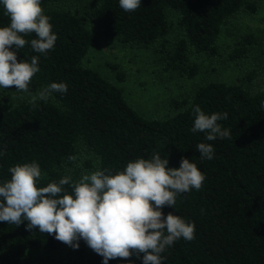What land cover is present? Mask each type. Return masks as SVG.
<instances>
[{"label":"trees","instance_id":"1","mask_svg":"<svg viewBox=\"0 0 264 264\" xmlns=\"http://www.w3.org/2000/svg\"><path fill=\"white\" fill-rule=\"evenodd\" d=\"M41 7L57 35L55 46L36 53L30 46L35 35L30 34L17 59L38 57L40 71L29 85L33 95L51 83L66 84L67 92L33 103L28 93L1 88V101L9 102L3 94L11 90L19 98L0 110V183L10 179L9 168L17 164L36 162L42 173L37 184L43 187L65 176L74 183L96 170L114 174L129 161L156 153L168 158L170 168H178L185 157L205 180L199 190L177 195L174 207L162 211L165 217L172 213L194 223V239L175 241L161 254L162 264H264V85L250 89L255 72L235 82L208 81L187 97L171 99L169 115L156 119L141 115L121 87L83 65L96 43L89 17L103 35L124 44L158 43L163 69L192 77L199 65L189 52L216 57L223 26L239 12L255 13L258 0H141L135 12H125L119 0H97L88 17L60 0H41ZM170 14H176L182 35L168 47ZM9 23L0 4V27ZM254 41L252 34L241 36L229 57H245ZM109 68L118 81L125 79L118 64ZM195 106L209 115L227 113L218 123L230 129V138L207 141L205 133H193ZM202 142L213 146L212 160L201 159L196 145ZM65 188L71 193L70 185ZM27 223L0 222V264H21L33 249L53 252L68 246L54 235L28 230ZM74 252L72 264H103V257L86 243ZM142 255L108 264H142Z\"/></svg>","mask_w":264,"mask_h":264},{"label":"clouds","instance_id":"2","mask_svg":"<svg viewBox=\"0 0 264 264\" xmlns=\"http://www.w3.org/2000/svg\"><path fill=\"white\" fill-rule=\"evenodd\" d=\"M10 18L8 26L0 27V88H15L28 93L31 102L48 100L53 93H66L64 83H51L37 94L30 92L32 78L40 69L38 57L18 61L17 50L29 43L24 37L34 34L30 46L36 53L53 49L57 35L52 31L50 17L44 14L41 0H0ZM125 12H135L141 0H119ZM15 48L16 51L12 49ZM264 107V105H262ZM193 133H205L207 141L230 138V129L218 121L227 113L205 114L193 108ZM201 159L212 160L210 143L196 145ZM168 158L156 153L151 159L129 161L122 171L108 173L96 170L72 182L65 176L59 182L39 187L42 173L36 162L9 168L10 179L0 183V222L19 226L27 221V229L41 233L74 248L83 239L103 264L109 260L129 259L133 253L142 264H162V253L175 241L194 239L195 225L172 213L164 216V206L174 207L177 195L199 190L205 176L197 165L182 157L178 168H170ZM71 186V193L65 188Z\"/></svg>","mask_w":264,"mask_h":264},{"label":"rangeland","instance_id":"3","mask_svg":"<svg viewBox=\"0 0 264 264\" xmlns=\"http://www.w3.org/2000/svg\"><path fill=\"white\" fill-rule=\"evenodd\" d=\"M97 0H60L65 6L79 8L87 17ZM264 0H258V9L249 14L239 12L223 26L218 38L219 54L209 57L205 54L189 52L190 60L198 63V73L192 77L181 75L177 71L164 70L160 54L156 52L158 43L151 46H132L124 44L113 36L103 35L88 17L87 25L96 35V43L91 45L83 59V65L97 70L112 83L123 89L127 101L144 117L163 119L170 113L169 103L173 98L187 97L200 85L212 81L235 82L238 77L254 71L249 87L252 91L264 85ZM171 29L166 35L167 46L182 35V28L176 14H170ZM245 34H252L255 41L250 44L246 56L231 59L230 49ZM116 63L125 74L118 81L109 68ZM1 94V88H0ZM23 95V94H22ZM8 101L0 100V110L18 97L14 91L3 94ZM1 97V95H0ZM79 247L86 242L74 241ZM74 247L46 252L30 250L21 264H72L75 257Z\"/></svg>","mask_w":264,"mask_h":264}]
</instances>
